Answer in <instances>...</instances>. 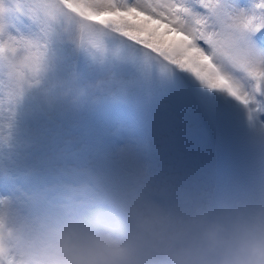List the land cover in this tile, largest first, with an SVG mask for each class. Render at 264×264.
I'll return each instance as SVG.
<instances>
[{
    "label": "clouds",
    "instance_id": "obj_1",
    "mask_svg": "<svg viewBox=\"0 0 264 264\" xmlns=\"http://www.w3.org/2000/svg\"><path fill=\"white\" fill-rule=\"evenodd\" d=\"M23 5L39 32L22 37L40 58L18 83L4 64L7 37L0 40V109L31 89L73 109L114 94L111 79L58 74L60 57L50 47L53 37L74 31L78 48L100 51L107 30L65 0ZM14 8L15 0H0V34L9 33ZM41 201L0 197V264H264V181L249 196L218 200L206 191H170L146 163L124 157L116 171L74 172Z\"/></svg>",
    "mask_w": 264,
    "mask_h": 264
},
{
    "label": "rangeland",
    "instance_id": "obj_2",
    "mask_svg": "<svg viewBox=\"0 0 264 264\" xmlns=\"http://www.w3.org/2000/svg\"><path fill=\"white\" fill-rule=\"evenodd\" d=\"M19 2L23 3L24 0ZM124 2L134 6L144 0ZM22 14L25 20L19 13L8 17L9 34L18 38L37 35L39 25L28 15ZM160 30L164 31L163 28ZM175 35L168 33L162 46H167L170 38ZM201 46L206 47L204 44ZM50 47L60 57L58 74L70 73L75 50L74 31L60 40L53 37ZM125 50L124 47L112 48L104 40L102 50H85L86 69L81 76L82 79H111L114 84L113 95L144 101V104H147L146 111L139 116H122L113 120L102 116L97 124H94L90 112L95 113V104L73 109L60 101L50 103L38 89L29 90L23 99L15 104L7 106V102H4V107L0 109V134L4 137L0 139V197L11 200L31 198L39 203L42 202V197H52L59 185L69 182L74 172L88 168L86 161L98 164L92 170L105 173L116 171L124 157L146 163L153 178L170 191H208V141L197 123L194 108L179 88L167 87L163 79H159V70L147 65L142 61V57L136 58ZM111 58L125 59L136 69L115 66L110 63L113 61ZM105 63H108V66L104 65ZM153 85L156 88H153ZM214 94L227 99L232 105L227 112L219 109L223 114L216 121L218 133L233 142V148L240 143L244 144V156L247 160V166L240 164V171L246 173L239 179L233 174L230 179L227 178L229 183L223 187L218 200L246 197L253 194L264 181V172H261L264 153L261 154L255 149V144H264V139L260 137L259 125L249 122L244 110L237 106L235 101L222 92L203 86V102L206 105L211 103V111H217L220 106L214 103ZM107 97L109 96L101 100ZM78 110L87 123L85 127L83 122L84 135L74 132L71 128L76 125ZM259 119L264 121V118ZM111 134L118 136L116 142L110 141ZM72 138L77 140L76 145L69 143ZM90 141L94 142L88 143ZM79 144L89 147L84 160L79 159L74 152V147ZM192 147H195L193 154ZM197 152L201 155L199 166H195L193 162ZM256 163L260 170L254 169ZM61 171L66 173L69 179H61Z\"/></svg>",
    "mask_w": 264,
    "mask_h": 264
},
{
    "label": "snow or ice",
    "instance_id": "obj_3",
    "mask_svg": "<svg viewBox=\"0 0 264 264\" xmlns=\"http://www.w3.org/2000/svg\"><path fill=\"white\" fill-rule=\"evenodd\" d=\"M65 2L89 25L118 34L149 60L167 61L202 86L224 93L264 132L259 119L264 114V0H144L134 6L124 0ZM20 12L26 14V9L16 0L8 17ZM168 33L176 35L162 46ZM5 36L10 51L4 64L22 83L38 64L40 52L22 36L4 33L0 40Z\"/></svg>",
    "mask_w": 264,
    "mask_h": 264
},
{
    "label": "bare ground",
    "instance_id": "obj_4",
    "mask_svg": "<svg viewBox=\"0 0 264 264\" xmlns=\"http://www.w3.org/2000/svg\"><path fill=\"white\" fill-rule=\"evenodd\" d=\"M0 194H1V191H0Z\"/></svg>",
    "mask_w": 264,
    "mask_h": 264
}]
</instances>
